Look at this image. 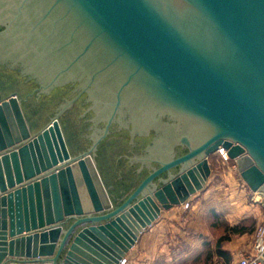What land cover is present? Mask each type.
I'll return each instance as SVG.
<instances>
[{"label":"water","instance_id":"1","mask_svg":"<svg viewBox=\"0 0 264 264\" xmlns=\"http://www.w3.org/2000/svg\"><path fill=\"white\" fill-rule=\"evenodd\" d=\"M113 122L136 162L95 154ZM221 147L264 197V0H0V264H122Z\"/></svg>","mask_w":264,"mask_h":264},{"label":"rangeland","instance_id":"2","mask_svg":"<svg viewBox=\"0 0 264 264\" xmlns=\"http://www.w3.org/2000/svg\"><path fill=\"white\" fill-rule=\"evenodd\" d=\"M210 162L213 182L199 192V197L195 195L193 204L173 207L172 214L176 216L164 232L165 239L159 242L170 245V252L168 256L159 253L155 264H226L223 259H214L212 244L223 235L233 234L229 228L246 227L247 231L255 232L264 221V197L251 190L236 162L225 159L220 152L212 154ZM206 190L210 192L207 196ZM154 243L145 242L147 248L143 253ZM132 249L126 256V264H130Z\"/></svg>","mask_w":264,"mask_h":264},{"label":"flooded vegetation","instance_id":"3","mask_svg":"<svg viewBox=\"0 0 264 264\" xmlns=\"http://www.w3.org/2000/svg\"><path fill=\"white\" fill-rule=\"evenodd\" d=\"M30 88H32V92H35V87L33 84L29 85ZM76 86V85H75ZM73 84L66 85L61 88H57L56 90L53 91L54 98L57 97V101H54L51 103V105L56 107L57 109L63 108L66 109L65 107L68 106L69 104L71 105L70 108H72V115L75 117V120H77V123H80L82 120L88 118V114H90V111L88 109L91 108L93 105L92 102H87L86 99L84 100L83 95L79 94V91H77V88ZM36 94V93H34ZM68 97H71V99H67ZM47 102V101H46ZM48 103V102H47ZM88 103V104H87ZM50 105V104H48ZM87 105L86 110H83L81 112V108L83 106ZM88 108V109H87ZM95 113L96 112L93 109H90ZM88 112V113H87ZM93 116L91 115L88 120H91V126L86 129H75L74 131V136L80 140H90L91 143L88 145V148L86 151H88L91 146L94 143V139L98 138L103 134V129L107 127V122L104 123V121H99V123L103 122L104 123V128L100 130L97 126H95V120L92 118ZM103 123H101L103 125ZM124 130L123 127H121V124L119 122H113L110 125V133L103 137L95 151V154L100 151V153L105 154L107 158H110V160L114 161L116 167L118 166L117 163H122L125 161V159H128V161H135V159L138 160L137 155H141L143 151L148 147V145L153 141L155 132H152L149 135H145L148 137V142H144L143 140L141 141L139 136H136L135 139H132L131 132L128 134V139L125 138V136H122L121 132ZM137 147V148H136ZM85 152V151H83ZM94 154V155H95ZM185 154V150H183L181 147H178V151L176 153V156H180ZM134 156V157H133ZM119 161V162H118ZM142 165V164H141ZM154 165H157L154 162ZM151 171L149 170V173ZM146 174L147 175H149ZM142 177L141 181L146 177ZM164 177H167L168 174L165 173L163 175ZM141 181L134 187V189L126 195L125 199L129 197V195L137 188V186L141 183ZM124 199V200H125Z\"/></svg>","mask_w":264,"mask_h":264},{"label":"crops","instance_id":"4","mask_svg":"<svg viewBox=\"0 0 264 264\" xmlns=\"http://www.w3.org/2000/svg\"><path fill=\"white\" fill-rule=\"evenodd\" d=\"M213 178L210 177L207 183L208 187L211 182H213ZM206 189V188H205ZM209 190L204 193V195H209ZM198 197L201 195L199 192L197 193ZM196 195V196H197ZM195 195L191 198L189 201L190 205L193 204V200L196 197ZM205 196V197H206ZM233 198V197H232ZM200 203V201H198ZM181 208H185V205L179 206ZM173 207L169 210H164L161 214L160 218L157 219L151 226H149L141 235L140 239L138 240L137 245L134 246V248L131 251V257H130V264H155L156 263V257L157 255L163 254L165 256H168L170 245H160L159 242L164 238V232L168 230L169 223L171 221V218L173 216H176L172 214ZM173 219V218H172ZM177 219V218H176ZM174 219V220H176ZM225 234V233H224ZM253 236H254V230L250 229L249 231L240 232V233H233L229 234V239L222 242L221 248L227 251V253L232 257L231 264H239L240 261V253L242 251L251 250L252 248V242H253ZM155 241L153 246L149 248V250L145 253H143V249L145 250L147 241ZM219 240V239H218ZM217 241H215L212 244V247L214 249V259L215 260H224L223 256H221L217 252ZM162 242V241H161ZM9 256V255H8ZM6 259V258H5Z\"/></svg>","mask_w":264,"mask_h":264},{"label":"built area","instance_id":"5","mask_svg":"<svg viewBox=\"0 0 264 264\" xmlns=\"http://www.w3.org/2000/svg\"><path fill=\"white\" fill-rule=\"evenodd\" d=\"M225 159H229L225 148L221 147L219 151ZM186 207L190 205L189 202L184 204ZM264 256V221L257 227L254 232L251 250L242 251L240 253L239 264H262V257ZM127 258L123 259L122 264H126Z\"/></svg>","mask_w":264,"mask_h":264},{"label":"trees","instance_id":"6","mask_svg":"<svg viewBox=\"0 0 264 264\" xmlns=\"http://www.w3.org/2000/svg\"><path fill=\"white\" fill-rule=\"evenodd\" d=\"M228 229V227H227ZM231 229V231H233L234 233H242L247 231L246 227H234V228H229ZM229 239L228 235H223L219 238L218 242H217V252L223 256L225 263L226 264H231L232 261V257L227 253V251H225L224 249L221 248L222 242Z\"/></svg>","mask_w":264,"mask_h":264}]
</instances>
